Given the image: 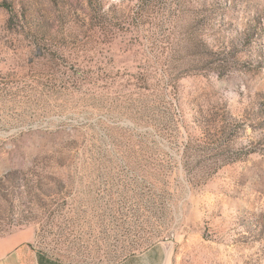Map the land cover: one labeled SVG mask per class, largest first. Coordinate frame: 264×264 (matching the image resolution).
Here are the masks:
<instances>
[{
  "label": "rangeland",
  "instance_id": "obj_1",
  "mask_svg": "<svg viewBox=\"0 0 264 264\" xmlns=\"http://www.w3.org/2000/svg\"><path fill=\"white\" fill-rule=\"evenodd\" d=\"M9 238L28 264H264V0H0Z\"/></svg>",
  "mask_w": 264,
  "mask_h": 264
},
{
  "label": "trees",
  "instance_id": "obj_2",
  "mask_svg": "<svg viewBox=\"0 0 264 264\" xmlns=\"http://www.w3.org/2000/svg\"><path fill=\"white\" fill-rule=\"evenodd\" d=\"M150 6H142L139 9V13H138V17L140 18H144L149 10H150ZM92 23H91V30L95 31V29H99L101 32V35L108 39L110 38L114 33L116 27L114 26V20H116L117 18L122 19L121 13L120 11L116 10V9H109L105 12L102 11V9L100 7L97 6V4H95L94 2H92ZM119 16V17H118ZM84 29V27H79L78 24H75L74 26L68 27L66 32H64L63 37L65 38V40H69L72 41L74 39V44H77V39L78 37L82 36V30ZM86 34L84 33V36ZM76 39H75V38ZM187 42L185 41H174V42H170L169 44L172 45L173 48H171L170 53L173 55H178L182 52H186V44ZM89 43H86L84 45H82V47L86 48L88 47ZM36 47L37 49L40 51L41 54H43L44 50L46 49V45L41 41V40H37L36 41ZM65 50H60V53H64L65 54ZM70 79H73L74 83H81V82H86L89 83L90 81L94 82V76L93 75H86L84 77H76V76H72Z\"/></svg>",
  "mask_w": 264,
  "mask_h": 264
},
{
  "label": "crops",
  "instance_id": "obj_3",
  "mask_svg": "<svg viewBox=\"0 0 264 264\" xmlns=\"http://www.w3.org/2000/svg\"><path fill=\"white\" fill-rule=\"evenodd\" d=\"M21 244L17 239L9 238L0 240V264H28L26 255L23 254V250L20 249ZM148 258H142L141 260L130 259L121 264H139ZM36 264H46V261H36ZM55 264V263H52Z\"/></svg>",
  "mask_w": 264,
  "mask_h": 264
}]
</instances>
